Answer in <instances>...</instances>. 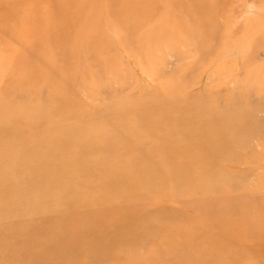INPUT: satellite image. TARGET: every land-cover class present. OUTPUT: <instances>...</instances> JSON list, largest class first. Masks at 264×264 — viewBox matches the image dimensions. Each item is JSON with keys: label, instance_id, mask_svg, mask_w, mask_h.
Listing matches in <instances>:
<instances>
[{"label": "rangeland", "instance_id": "obj_1", "mask_svg": "<svg viewBox=\"0 0 264 264\" xmlns=\"http://www.w3.org/2000/svg\"><path fill=\"white\" fill-rule=\"evenodd\" d=\"M0 205V264H264V0H0Z\"/></svg>", "mask_w": 264, "mask_h": 264}, {"label": "bare ground", "instance_id": "obj_2", "mask_svg": "<svg viewBox=\"0 0 264 264\" xmlns=\"http://www.w3.org/2000/svg\"><path fill=\"white\" fill-rule=\"evenodd\" d=\"M60 1H65V0H60ZM66 1H68V0H66ZM138 110H140L139 111V113L141 114V115H143V114H145L146 113V111H142L141 112V110L143 109H139V106H137L136 107ZM147 113H149V110L147 111ZM149 115V114H148ZM148 115H146V116H148ZM146 119V118H145ZM149 130L151 129L150 127L148 128ZM151 130H153V129H151ZM196 133H199V132H196ZM195 136V135H194ZM198 136L199 135H196L195 137H192V138H198ZM199 138H202V137H199ZM205 142H203L202 144H201V148L202 149H208V145L207 144H204ZM6 165V164H5ZM151 179H153L152 177H150L149 178V180L148 181H150ZM123 180H124V178H123ZM6 206H8V207H2L1 205H0V211L2 210V212L0 213V218L1 217H3V216H5V215H3V214H6V211H7V209L8 208H10L11 206H9V205H6ZM12 208V207H11ZM108 224V223H107ZM150 226V229L152 228H154V226H153V224H150L149 225ZM13 227H12V225H11V227H4V226H1V229H8L9 231L12 229ZM150 229H147V230H150ZM11 232V231H10ZM36 232H33L32 233V235L29 237V238H23L24 239V241L25 240H27L28 239V241L29 242H26L25 243V245L26 246H24V245H22V246H20L19 244L20 243H18V241L19 240H21L22 238H20V237H17L16 238V241H14V242H11L10 243V246L8 247V248H6L5 250H4V252H3V255H4V257H5V259H7L8 260V257L7 256H11V257H13L14 255H16L17 256V254H18V252L19 253H24V251L25 252H27V251H31V250H33V247H35V248H37L36 246H34L35 244H33L34 243V241H33V236H34V234H35ZM82 240V238H80V239H78V237H74L73 239H71L70 241H69V243L66 241L65 243H67V248H65L66 249V251L67 252H69L71 255H72V257L74 258V257H78V256H85V255H87L88 256V254L89 253H93L94 252V250H93V247L91 246H89L88 248H83V249H79V248H81V247H85V246H83V242L81 241ZM126 240H127V238H126ZM23 241V242H24ZM136 241V239H129L128 241H126V242H135ZM137 242V241H136ZM124 243V242H123ZM110 245H112L113 246V244H110ZM102 248H108V247H110V246H108V245H106V246H101ZM95 248V247H94ZM59 248H57V249H54L55 251H52L51 252V256H53L52 257V259H54V260H56V261H59V262H61V260H62V257L60 256L61 254H62V252H61V250H58ZM44 253V251H42V254ZM2 255V256H3ZM45 255L46 254H43L42 256H40L41 258H39V257H36V258H34V259H30V260H28V262H27V264H45V263H43V261H42V257H44L45 258ZM90 258V257H89ZM4 258H3V260H5ZM9 260H12V259H9ZM22 260V259H21ZM100 259H94L93 258V260L91 259L90 260V264L91 263H93V262H95V263H97V262H100L99 261ZM23 264H26V261L25 262H23ZM68 264V263H67Z\"/></svg>", "mask_w": 264, "mask_h": 264}]
</instances>
